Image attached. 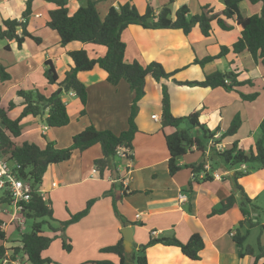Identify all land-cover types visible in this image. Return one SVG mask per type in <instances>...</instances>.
I'll list each match as a JSON object with an SVG mask.
<instances>
[{
  "label": "crops",
  "instance_id": "crops-1",
  "mask_svg": "<svg viewBox=\"0 0 264 264\" xmlns=\"http://www.w3.org/2000/svg\"><path fill=\"white\" fill-rule=\"evenodd\" d=\"M223 1L98 0L97 6L103 5L106 15L109 8L118 7L127 2L133 3L142 14L146 12L148 7L159 11L163 6L169 5L173 16L181 7L187 6L190 15L193 16L199 14L201 8L207 5L221 11L224 8ZM26 2L27 0H0V25L8 19L22 20L23 13L26 10ZM247 3L249 2L241 4V13L243 9L248 13L244 17L261 14L262 4H256L254 8H251L250 3ZM79 7L80 4L76 0H71L68 4L71 14H74ZM55 9L56 5L42 0H34L32 4V14L28 19L27 30L33 36L41 39L40 44L32 39H27L19 48L14 41H0V50H3L11 58L8 64L3 61L0 62L1 65L6 67L11 76L9 81H0V109H7L9 103L13 101L16 107L9 113L11 119L17 118L22 109V99L17 96L18 90L37 89L50 96L61 89L58 86L48 84L45 76V63L47 61L53 63L61 81L65 72L73 65L68 55L69 52L86 50L91 57H100L106 53L104 47H93L96 45L92 46L80 42H72L65 47L60 45V38L57 33L47 27L49 12ZM44 18L45 20L40 22V19ZM215 27L217 26L214 25V32L211 37L215 35ZM219 30L223 33L224 38L222 39L226 42L224 44H230L231 46L241 35V28L237 25L229 32ZM233 31H235L234 34H229ZM20 32L18 33L20 34ZM176 32L181 31L146 30L137 25L130 26L122 35L127 45L126 61L128 63L138 61L144 65L153 61L164 63L167 58L164 57L165 54H168L170 58L171 53L180 50L181 45L177 41H169V37L177 35L172 34ZM7 46L9 49H6ZM236 56L249 61V65L255 68L257 76L264 82V65L261 62L255 64L247 52ZM195 59H197L196 54L193 53L188 60L190 63L186 67L178 69L174 78L164 81L171 97L172 113L175 117H183L196 111L200 114L199 120L202 124L207 125L211 131L220 130L217 133V136L220 137L228 130L235 116L226 114L224 111L226 107L225 99H235L232 96L234 93L230 94L223 88L212 90L197 87H179L174 82L176 76L179 77L184 70L197 69L195 77H191L192 79L181 78V82L202 81L205 74H211L208 67L212 66L213 62L207 64L202 70L200 66L192 65ZM176 61L179 60L174 57V62ZM199 71L200 74H198ZM78 78L87 87L86 115L80 117L83 110L80 100L73 93L65 94L62 91L60 96L68 106L69 125L52 129L44 126L47 115L44 117L29 116L22 122V136L19 139L22 142L19 144L24 142L36 143L44 147L48 142H52L56 145V148L64 149L72 145V139L75 135L91 125L99 131L109 130L116 135L128 130V121L134 99V93L128 83L121 81L117 86L111 85L107 81L106 72L99 67L89 72L80 73ZM65 95L69 96L70 101L67 100ZM184 110H188L189 113L184 114ZM13 111L17 112L16 117H12ZM161 119V86L155 85L139 103L137 118L139 132L135 135L133 149L129 150L133 156L131 161L121 158L119 155L118 158L123 160V164H119L115 160L113 162L115 164L113 174L106 171L104 176L101 177L94 162L102 158V149L100 145H95L84 152L76 150L69 161L48 167L40 192L45 199L50 200L51 207L52 202L54 205L60 201L69 204L72 196L73 204L78 205L77 210L79 212L86 208L88 202H95L85 218L70 225L66 230L70 233V229H72L70 227H75L71 230V234L74 249L78 248V254H80L79 262L81 263L79 264L97 261V253L104 255L100 252L102 247L114 245L123 238L122 229L125 227L132 228L133 249H139L141 246L146 245L151 238L174 236L185 244L193 234H199L204 241V249L200 253V260L198 261L187 258L178 247L156 244L147 249L148 264H255L258 255H261V258L257 264H264V231L261 226L251 229H257L258 231L257 246L254 247L256 250L255 256L249 255L240 258L239 248L232 239V235L243 220L239 207L241 203L238 202V206L236 204L223 215H212L213 210L219 208L221 203L234 193V185L230 178L234 175V171H227L225 167L218 165L213 170V180L195 182L192 169L185 167L197 165L202 161V153L194 150L180 159L179 164L184 166L183 169L173 176L170 175L168 168L170 154L165 136L173 134L176 130L172 127L162 130ZM263 119L264 116L261 117L256 127L259 128ZM240 129L236 135L225 138L217 149L225 150L234 142H237L240 148L249 151L245 149L247 145L243 146V141L248 140L249 137H241ZM254 143L256 141L253 140V145H255ZM206 165L212 170L211 162ZM202 174L199 178L204 177H202ZM190 183H193L192 190ZM239 184L248 197L257 202L259 194L264 191V175L248 174L239 180ZM71 189H75V192H71ZM110 190L114 192V203L109 198ZM181 195L187 198L186 202L180 200ZM236 206L238 207L237 210ZM254 216L257 217L258 214H254ZM53 217L57 222L67 221L56 219L54 211ZM98 218H101V221ZM260 220L261 224L264 225V221ZM124 222L126 223L125 226L123 225ZM52 225L57 227L56 224ZM14 227L18 232L21 231L20 228L18 229L17 224ZM92 228L93 231H91ZM5 233L7 239L4 242V247L6 255H9L14 247L20 246L21 239L9 246L7 244V231ZM64 234L52 231L49 234L44 232V235L48 237H63ZM58 239L60 238L55 239L52 244ZM258 239L261 243L260 251L257 250ZM246 245L249 244L246 242ZM49 249L45 253L49 252ZM112 257L114 256H105L101 259L116 262ZM114 258L116 259V257ZM10 260L11 258L2 260L0 264L9 262L11 264H25L27 256L20 254L13 261Z\"/></svg>",
  "mask_w": 264,
  "mask_h": 264
},
{
  "label": "trees",
  "instance_id": "trees-1",
  "mask_svg": "<svg viewBox=\"0 0 264 264\" xmlns=\"http://www.w3.org/2000/svg\"><path fill=\"white\" fill-rule=\"evenodd\" d=\"M42 1L56 5V9L49 12L47 27L57 33L60 38V45L65 47L72 42H80L106 49V53L100 57H91L86 50L69 52L68 55L73 65L65 72L61 81L53 63L47 61L45 63V76L48 84L58 86L65 94L73 93L83 106L80 113L81 117L86 115L88 92L78 75L92 71L96 67L106 72L107 81L113 86H117L121 81L127 82L134 93V99L128 121V130L116 135L109 130L99 131L91 125L75 135L72 139V145L64 149L56 148L52 142H48L44 147L36 143H18L22 136V122L29 116L44 117L47 115L45 124L52 129L69 125L68 106L59 92L47 96L37 89L18 90L17 96L22 99V109L15 119L9 117V113L16 107L13 101L9 103L7 109H0V156L14 166L22 180L30 182L32 186L31 200L25 204L23 216L25 220H34V224L30 232L22 235L20 246L13 248L10 261L21 254L27 256V261L31 264L51 263L50 259L44 257V253L49 249L52 242L60 236L48 237L44 235L43 227L47 225L50 231L64 234L70 225L80 222L89 214L95 202H88L84 210L71 215L69 220L57 222L53 217L50 200L45 199L40 192L48 167L69 161L76 150L84 152L95 145H100L102 158L96 160L94 165L101 177L106 171L113 174V166L115 165L113 162L119 157V150L121 148L133 149L135 135L139 132L137 126L139 103L155 85L161 86L162 130L167 127L176 130L173 134L165 136L170 154L168 161L170 175L173 176L183 169L184 166L179 164L180 159L194 150L202 153V161L197 165L185 167L192 169L195 182L213 180V170L218 165H222L227 171H234V175L230 177L234 185V193L225 199L219 208L214 209L212 215H223L238 202L241 203L239 207L243 220L232 235V239L239 248L240 258L249 255L255 256V248L246 245V242L251 229L261 226L264 231V225L261 224L260 220L264 216V208H261L256 200L248 197L239 184V180L250 174L249 167L257 166L264 169V119L259 126L261 137L249 151L240 148L238 143H234L225 150H218V145L225 138L238 133L242 125L241 119L235 117L228 130L214 140L220 130L211 131L207 125L202 124L198 112L195 111L185 117H175L172 113L169 90L164 81L174 78L177 71L172 74L166 73L159 61L145 65L138 61L128 63L125 58L127 45L122 35L130 26L137 25L146 30L181 31L186 37L190 36L195 28H198L203 37L209 38L213 35L214 25L224 32L231 31L237 25L241 28V35L231 48L222 46L219 55L207 57L202 61L195 59L192 65L200 66L204 70L207 64L225 57L230 51L235 55L247 52L255 64L261 62L264 65V0H224L223 10L217 11L215 7L207 5L201 8L199 14L193 16L190 15L187 6L181 7L173 16L169 5L163 6L159 11L148 7L146 12L142 14L133 3L127 2L118 7L109 8L104 17L97 9L98 0H76L80 7L74 14H71L68 8L71 0ZM33 2L34 0H27L22 20L8 19L3 21L0 25V41H14L19 48L27 39H32L38 44L41 43L40 38L33 36L27 30ZM244 2H249L252 5L262 4L261 14L244 17L241 14V4ZM19 31H21L20 34ZM6 49L9 47L7 46ZM10 79L11 76L6 67L0 64V81L6 82ZM174 82L179 87L212 90L223 88L227 92L237 93H239L238 88L244 85L238 81V75L221 72L205 74L202 81L180 82L174 80ZM258 97V94L253 96L242 95L246 101H254ZM211 142L213 143L209 147L208 144ZM132 157V155L129 156L128 160L131 161ZM210 162L212 163V170L207 172L205 166ZM242 166H245L244 170H241ZM202 173H204V177L199 178ZM192 186L193 183H190L191 190ZM10 203L9 194L4 193L0 199V204L9 205ZM254 214H258V216L255 217ZM45 219H50V222ZM38 220L41 221L38 222ZM3 223L4 221L0 218V241L6 242V233L1 228ZM53 223H58V226L54 227ZM123 225L125 226L126 223L124 222ZM156 244L178 247L187 258L194 261L200 260V253L204 249V241L199 234H193L185 244L174 236L151 238L146 245L139 249L135 248L130 253L126 252L124 240L121 238L116 244L102 247L100 250L105 255L116 257V262L104 259L85 264H148L147 249ZM63 248L68 252L72 249L70 243L65 241ZM257 250H261L260 239H258ZM5 255V247L0 246V262ZM260 258L261 255L256 256L255 264Z\"/></svg>",
  "mask_w": 264,
  "mask_h": 264
},
{
  "label": "rangeland",
  "instance_id": "rangeland-1",
  "mask_svg": "<svg viewBox=\"0 0 264 264\" xmlns=\"http://www.w3.org/2000/svg\"><path fill=\"white\" fill-rule=\"evenodd\" d=\"M249 4V3H247ZM251 8H254V5L249 4ZM99 9L102 17L105 16V10L103 5L97 6ZM243 16H247L248 13L244 11L241 13ZM255 15H260V14H255ZM44 19H40V22H42ZM215 35L210 38H205L203 37L198 28H195L192 35L190 37H185L181 32H176L172 34H177L169 37V41H177L180 46V50L175 51L174 53L170 54V58L168 54H165L164 57L166 58V61L163 64V67L168 74H172L178 69H183L188 65L190 62L188 61L190 57L193 55V53L196 54V58L200 61L207 57H214L220 54L221 52V47H228L231 48V45L224 44V38L222 36L223 33L220 32V30L215 27ZM235 31L229 34H234ZM226 36V35H225ZM93 46V45H92ZM97 47V46H93ZM100 48V47H99ZM192 54V55H191ZM174 57L176 58V61L174 62ZM180 58V59H179ZM3 61L5 64H8L11 61V58L8 57L7 54L3 50H0V62ZM181 61V62H180ZM197 69H191V70H184L180 74L179 77L176 76V80L181 82V78L183 79H192L191 77H195V72ZM209 73H215V72H221V73H231V74H236L238 75V81L241 83H244L242 87L238 89L239 93L233 92L234 98L235 99H225V109L224 111L226 114H231L235 115V117H239L242 121V127L240 129V136L241 137H249L248 140L243 141V146L247 145L245 147L246 150H250L254 145H253V140L257 141L261 137V132L260 129L257 126L259 123L260 119L262 116H264V82L260 77L257 76V72L255 68L251 65H249V61L245 60L244 58H240V56L234 55L232 51H230L225 57L215 60L212 63V66L208 67ZM200 74V71L199 73ZM197 74V76H198ZM251 82V83H249ZM41 93H44L40 91ZM194 92V91H192ZM230 94H233L232 92H229ZM228 93V94H229ZM45 94V93H44ZM255 94H258L259 97L254 100V101H246L242 98V95L244 96H253ZM68 101H70V98L68 95H65ZM241 100L240 102H238ZM184 114L189 113L188 110H184ZM190 115V114H189ZM17 112L13 111L12 117H16ZM185 116H188L185 115ZM183 116V117H185ZM81 117V116H80ZM44 126H47L44 124ZM256 128V129H255ZM255 129V130H254ZM21 140H18V143H21ZM237 143V142H234ZM255 144V143H254ZM253 145V146H252ZM252 146V147H251ZM190 155V154H189ZM189 157V156H187ZM185 157V159H187ZM116 161H118L119 164H123V160L120 158H116ZM242 170V169H241ZM250 174H261L264 175V169H260L257 166L254 167H249ZM111 187V185H110ZM71 192H75V189H71ZM110 196L109 198L113 201H115L113 195L114 192L110 190ZM72 194V193H70ZM4 193L0 191V199L3 197ZM75 199V198H74ZM73 196L72 199L70 200L69 204H66L65 202H57L55 205L52 202V207L54 211V216L56 219L60 221H65L69 220L71 215L79 213L77 210L78 205L73 204ZM97 203V202H96ZM101 203V202H98ZM257 204L261 207L264 208V191L259 194ZM238 206V204H237ZM236 206V210L237 207ZM77 211V212H75ZM6 212H13V208H11L8 204H0V218L4 221V223H7L9 221V218L11 217L10 215H7ZM101 221V218H98ZM264 221V216L261 218ZM47 222H50V219H45ZM41 220H38V222ZM17 224V222L15 223ZM15 224L9 225L7 231L8 234V240L7 244L9 246H12L15 244V242H18L21 239V235L26 232H30L32 229V226L34 224V220L28 219L26 220L24 224V230H21L20 232L15 229ZM54 224V223H53ZM56 226H58V223H55ZM20 227H18L19 229ZM70 228V233L67 231L63 237H60L57 241H55L50 249L49 252L45 253L44 256L49 258L51 263L50 264H79L80 261V254H78V248L74 249V243L72 241V234L71 230H73V226ZM21 229V228H20ZM94 229L92 228L91 231ZM43 231L47 234L50 233V229L47 225L43 227ZM251 235L249 236L247 240V244L252 245L253 247L257 246V236H258V231L257 229L251 230ZM71 240V245L73 247V250L68 252L63 249V242L70 243ZM4 242L0 241V246H4ZM15 248V247H14ZM12 251V249H11ZM258 254L259 251H257ZM13 251L9 253V255H5L3 261L5 259L9 260L12 257ZM96 260H103L101 258L105 256H111V255H102L97 253ZM113 260L117 261V258L115 259L112 257ZM8 264V263H7ZM25 264H31L28 261H26Z\"/></svg>",
  "mask_w": 264,
  "mask_h": 264
},
{
  "label": "built area",
  "instance_id": "built-area-1",
  "mask_svg": "<svg viewBox=\"0 0 264 264\" xmlns=\"http://www.w3.org/2000/svg\"><path fill=\"white\" fill-rule=\"evenodd\" d=\"M219 136L214 138L217 139ZM213 142L209 143V147H211ZM119 155L121 158L128 159L131 156V153L126 148H121L119 150ZM242 170L245 169V166L241 167ZM205 170L208 172L209 166H205ZM204 174H202V177ZM217 177V176H216ZM0 191L3 193H8L11 199V203L9 206L13 208V212L7 215H10V219L8 223H3L2 230L5 232L9 225L16 223L17 226L24 230V224L26 222L23 211L25 204L29 203L31 200L32 194V186L31 183L25 180H22L17 170H15L14 166H12L8 161L4 160L0 156ZM42 195V194H41ZM180 200L186 202L187 198L183 195L180 196Z\"/></svg>",
  "mask_w": 264,
  "mask_h": 264
},
{
  "label": "water",
  "instance_id": "water-1",
  "mask_svg": "<svg viewBox=\"0 0 264 264\" xmlns=\"http://www.w3.org/2000/svg\"><path fill=\"white\" fill-rule=\"evenodd\" d=\"M59 93H62V89L59 90ZM122 236H123L124 247H125L126 252L128 253L132 252L134 248L132 228L125 227L124 229H122Z\"/></svg>",
  "mask_w": 264,
  "mask_h": 264
}]
</instances>
